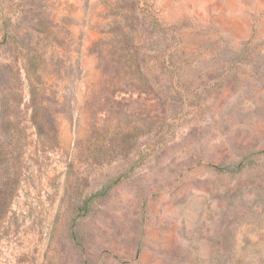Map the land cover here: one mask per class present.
Wrapping results in <instances>:
<instances>
[{
  "label": "rangeland",
  "instance_id": "1",
  "mask_svg": "<svg viewBox=\"0 0 264 264\" xmlns=\"http://www.w3.org/2000/svg\"><path fill=\"white\" fill-rule=\"evenodd\" d=\"M0 264H264V0H0Z\"/></svg>",
  "mask_w": 264,
  "mask_h": 264
}]
</instances>
